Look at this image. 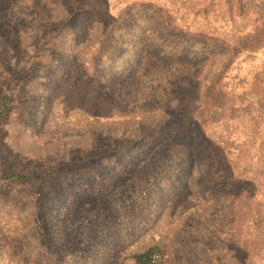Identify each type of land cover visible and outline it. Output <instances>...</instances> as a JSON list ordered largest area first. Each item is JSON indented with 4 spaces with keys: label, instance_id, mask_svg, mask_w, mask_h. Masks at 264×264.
Segmentation results:
<instances>
[{
    "label": "rangeland",
    "instance_id": "374dc122",
    "mask_svg": "<svg viewBox=\"0 0 264 264\" xmlns=\"http://www.w3.org/2000/svg\"><path fill=\"white\" fill-rule=\"evenodd\" d=\"M133 2L163 9L176 25L190 32L226 39L233 38L254 16L252 9L244 17H231L227 0H40L30 15L18 10L16 16L7 15L0 21V69L11 73L38 51L48 54L52 64L68 54L77 56L90 72L89 46L96 44L119 12ZM203 4L216 12L198 13ZM95 6L105 7L107 13L87 26L82 10ZM55 46L59 49L54 51ZM215 62L189 65L173 73L150 70L141 78L132 76L109 84L91 112L76 107L77 86L85 74L80 70L57 92L49 90L45 76L26 83L31 92L29 107L22 114L17 101L1 131L5 159L13 171L34 169V176L48 172L56 177L39 200H31V210L1 200L0 219L13 217L11 225L17 231L29 232L28 228L35 227V250L54 263H70L94 233L91 226L85 229L84 218L93 211L101 216L110 213V199L132 177L157 163V154L171 143L190 137V142L198 143L194 132L189 136L183 128L184 95L198 94L199 103L210 108L205 131L229 145L236 175L244 165L255 169L260 141L242 98L254 75L264 67V53L239 56L223 74L216 72ZM218 75L221 82L213 87ZM259 104L264 106V97ZM192 123L187 129L195 131L197 125ZM148 126L159 129L160 134L142 148ZM107 158L111 161L105 162ZM200 159L192 158L175 193L178 197L167 200L155 221L131 245L103 248L95 256L104 264H130L132 254L156 246L164 252V264H180L177 241L199 232L207 248L205 261L188 264H264V188L238 185L226 195L215 196L203 179ZM117 168L121 170L115 172ZM259 170L264 171V166ZM103 182L109 185L100 193L80 191ZM6 192L0 187L1 194ZM0 264H25L2 239Z\"/></svg>",
    "mask_w": 264,
    "mask_h": 264
},
{
    "label": "trees",
    "instance_id": "16d2710c",
    "mask_svg": "<svg viewBox=\"0 0 264 264\" xmlns=\"http://www.w3.org/2000/svg\"><path fill=\"white\" fill-rule=\"evenodd\" d=\"M39 1L0 0V21L7 15L16 16L18 10L30 15ZM200 6L198 13L208 15L216 12L211 5ZM227 8L231 17H244L254 10L253 18L242 25L231 39L190 32L176 25L163 9L150 3L133 2L119 12L110 30L96 44L89 46L90 72L77 56L68 54L52 64L48 54L38 51L19 69L13 68L11 73L1 68L0 187L7 192L0 193V201L31 210V200H39L43 190L56 177L48 172L34 176V169L13 171L5 159L1 131L16 108L17 101L22 114L29 107L31 92L26 83L45 76L49 90L57 92L62 84L80 70L85 74H82L83 79L77 86L76 107L91 112L97 107L95 103L101 101L98 98L100 92L109 84L125 81L132 76L141 78L150 70L162 73L164 69L166 73H173L182 67L216 60V72L223 74L239 56L251 57L264 53V0H227ZM82 12L83 20L90 26L88 24L100 20L101 14L107 13V9L101 6L84 7ZM55 49L59 47L55 46ZM220 82V76H215L213 87ZM243 97L244 109L254 124V135L260 141L258 167L254 169L252 165H244L239 169V175H236V162L229 156V145L217 141L205 131L210 108L199 103L198 94L184 95L181 101L183 128L189 136L194 132V139L198 143L190 142L192 137L171 143L157 154V163L132 177L129 184L110 199V213L101 216V212L93 211L89 218H84L85 229L91 226L94 233L89 238L88 246L76 251L67 264H104L103 259L95 256L98 251L111 246L131 245L155 221L167 200L171 198L172 202L178 197L175 193L181 186L182 174L194 157L201 158L199 164L203 179L215 196L226 195L238 185L264 188V171L259 170L264 166V106L259 104L264 97V67L254 75ZM192 122L197 125L195 131L187 129L193 125ZM146 128L142 148H146L150 141H156L160 134L159 129L151 126ZM109 160L107 158L105 162ZM120 170L117 168L115 172ZM102 184L82 187L80 191L87 189L100 193L109 185L107 182ZM4 217L0 219V239L11 246L16 254L19 253L23 263L64 264L61 260L54 263L50 257L42 256L35 250V227L28 228L29 232L17 231L11 225L13 217ZM202 236V233L197 232L177 241V260L180 264L205 261L207 248ZM163 254L159 247H150L132 254L130 264H164Z\"/></svg>",
    "mask_w": 264,
    "mask_h": 264
}]
</instances>
